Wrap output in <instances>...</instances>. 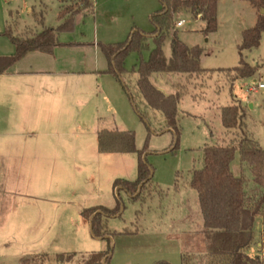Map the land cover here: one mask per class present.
Returning a JSON list of instances; mask_svg holds the SVG:
<instances>
[{"label": "rangeland", "instance_id": "1", "mask_svg": "<svg viewBox=\"0 0 264 264\" xmlns=\"http://www.w3.org/2000/svg\"><path fill=\"white\" fill-rule=\"evenodd\" d=\"M41 3L48 6L46 25L57 28L58 0H0V56L15 53V46L4 34L10 24V12L18 10L20 15L19 27H12L14 34L25 35L31 29L21 34L24 27L38 25L36 12ZM78 7L82 8V5ZM32 8L35 13L29 11ZM93 8L88 9V13ZM161 8L160 0H97L95 13L77 20L73 30L60 32L58 39L60 42H124L134 30L153 32L156 25L151 16ZM261 11L248 0H219L215 32L206 35L203 31L205 23L186 14L175 18L173 30L176 29L179 39L188 46L203 49L202 67L233 68L240 64L238 45L243 31L256 24ZM182 19L186 23L179 25ZM172 31L163 43L166 55L171 54ZM155 35L151 34L150 38ZM147 43L150 48L142 52L145 60L155 46L153 39H148ZM140 58L137 52L127 56L125 66L129 72ZM243 58L251 65L261 66L253 77L264 83V32L260 46L244 50ZM106 74L109 75H103L101 80L103 91L94 101L106 123L115 122L123 129L133 131L137 149L146 148V160L153 169L152 183L137 200L124 191H120L119 196L117 189L113 192V178H137L136 153H127L123 159L101 155L104 159L99 161L98 153L91 152L89 157L69 164L65 172L45 165L27 173L0 172V264H55L59 254L69 253L75 255L62 264H104L103 251L107 250L109 264H156L161 261L206 264L203 233L215 228L217 213L240 202L242 194L244 205L249 206L262 193L249 166L235 167V176L242 178V182L229 179V183H222L220 179L217 196L211 198L212 205H207L202 214L203 200L205 202L207 197L193 189L189 182L193 171L203 166L205 145H226L239 135L238 131H227L223 127L220 117L223 106L240 102L246 107V134L264 148V89L248 92V83L242 81L233 86L227 74L220 71L185 75L175 80L188 87V94L179 106L181 133L174 150L175 135L166 127L163 115L146 109L136 92L137 73L123 76L134 102L123 82L114 74ZM107 79L112 80L116 89L110 87ZM158 81L166 91L171 90L170 80L158 78ZM237 96L246 102L242 103ZM145 111L143 118L139 112ZM237 158L238 153L234 162ZM217 164L215 161L214 166ZM213 175L217 176V173L213 172ZM118 200L122 202L121 215L103 219L102 234L110 237L97 239L91 228L93 215L87 222L80 211L95 205L112 208ZM217 200H221L220 203ZM26 225L30 226L29 230L25 229ZM254 231L255 241L248 254L259 256L264 264L261 248L264 216L256 217Z\"/></svg>", "mask_w": 264, "mask_h": 264}, {"label": "trees", "instance_id": "2", "mask_svg": "<svg viewBox=\"0 0 264 264\" xmlns=\"http://www.w3.org/2000/svg\"><path fill=\"white\" fill-rule=\"evenodd\" d=\"M82 8L68 15L57 28L46 27L40 32L29 30L25 35L14 34L12 26L7 25L4 34L7 35L15 46V53L10 56H0V75L6 73L15 63L33 51L53 53L58 46L73 45L72 43H62L58 39V34L64 31H71L75 24V15L78 12L94 7L90 0H78ZM162 8L151 16V20L156 25V29L151 33H144L134 30L128 40L117 43H98L102 52L108 60L109 67L107 73L114 74L123 82V76L127 73H137L135 88L146 109L159 112L163 115L166 127L175 135L176 144L180 138L179 127V104L188 94L186 85H176V90L172 94H166L159 89L151 80L154 73H177L187 75V77L202 75L215 71L225 72L231 82L238 79L253 77L261 68L259 64L251 65L244 61L243 51L252 50L261 44L264 32V14H259L256 24L243 31L242 40L238 45L241 55L240 64L233 68L208 69L201 65L203 49L200 46L190 47L177 36L174 28V20L179 15L186 14L194 19H201L205 23L203 31L207 35L215 32L218 27V2L219 0H160ZM259 8H264V0H248ZM39 24L44 25L43 18L37 16ZM173 30V31H172ZM172 31L171 49L172 55L168 57L163 49V43L167 34ZM156 34L153 41L155 46L150 50L147 60L143 59L142 52L150 47L147 43L151 34ZM131 52L140 55L139 63L129 70L125 66V60ZM123 85L127 91L129 88ZM131 100L134 97L129 91ZM135 108L137 106L135 105ZM245 106L240 102L232 103L221 107L222 125L227 131H238L232 140L226 145L206 146V150L212 153L211 163L216 160L219 165L218 154H223L222 171L228 179L242 182V178L237 177L231 170V164L238 153L241 164H247L251 168L254 182L263 191L252 205H244V196L239 198L240 202L233 207L227 208L217 213L215 228L206 230L203 235L206 243V264H262L263 260L259 256L252 257L248 250L255 241L254 225L257 216H264V148L253 138L246 134L247 114ZM145 118V112H139ZM98 148L101 153H136L138 155V175L135 180L117 178L114 180V190L126 192L133 200L142 197L147 187L153 181L152 167L146 160V148L139 150L136 147L135 133L130 130H108L103 129L98 134ZM216 167V166H214ZM221 172V170H219ZM213 172H216L213 170ZM190 186L199 193L208 194L215 191L210 174L207 159L204 160L200 169H195L192 173ZM142 185L140 192L139 187ZM218 190L209 195L205 200V210L207 205H212L211 198L216 197ZM216 195V196H215ZM206 198V197H205ZM217 199V198H216ZM219 203L221 200H217ZM229 202V201H228ZM224 204L226 202L224 201ZM122 202L117 201L116 206L108 208L105 206H92L82 210L81 215L89 219L92 215V232L95 237L104 238L102 234L104 227L103 219L121 215ZM207 214V213H206ZM222 214V217L219 215ZM209 215V214H207ZM210 218V215H209ZM226 224L227 227H220ZM210 226V225H209ZM264 250V239L261 242ZM65 255L66 259H65ZM60 254L55 264H62L70 261L75 253ZM105 263L109 264V250L105 251ZM185 261V258L183 257ZM156 264H170L167 261Z\"/></svg>", "mask_w": 264, "mask_h": 264}, {"label": "crops", "instance_id": "3", "mask_svg": "<svg viewBox=\"0 0 264 264\" xmlns=\"http://www.w3.org/2000/svg\"><path fill=\"white\" fill-rule=\"evenodd\" d=\"M78 2V0H58V26L68 15L79 9L78 5L81 4ZM95 6L96 2L93 11L89 13H95ZM47 9L48 6L45 3L39 5L37 12L34 8L30 9V12H36L37 16L43 18L44 25L38 23L34 28L26 26L21 34L26 29L37 33L42 31L44 26L52 27L45 23ZM89 13L88 9L78 12L75 15V22ZM8 22L16 29L19 27L18 10L10 12ZM150 37L149 39H152ZM62 43L73 45L58 46L51 54L40 51L30 52L6 73L0 75V172L27 173L43 165L65 172L69 164L73 165L80 158L89 157L91 152L98 153L99 161L104 159L100 158L101 155L102 157L107 155L109 159L118 157L123 159L127 154L101 153L98 148V134L101 130L125 131L115 122L106 123L103 113L94 101L103 91L101 90L103 75H109L106 74L109 67L108 60L99 47V42L62 41ZM171 55L172 49L171 54L167 56ZM184 76L177 73H154L151 80L163 92L172 94L176 90V85L180 83L175 80ZM158 78L170 80L171 90L166 91L159 84ZM107 81L112 89H116L112 80L107 79ZM239 81L248 83V86L260 80L249 77L238 79L231 84L234 86ZM224 83L229 86L227 81ZM238 99L242 103L246 102L239 97ZM206 146L203 148L204 160L208 161L212 186L217 191L220 179L222 183H229L228 177L222 171L223 154L217 155L219 165L214 167L216 160L211 163L212 153L205 149ZM235 167L246 168L248 165L241 164L238 155L237 160L231 164L234 175H236ZM213 170L216 171L217 176L213 175ZM250 173L252 175L251 168ZM115 179L112 180L114 193ZM215 191L203 194V196L209 197ZM49 200L46 199V201ZM201 211L205 214L204 200ZM86 221L90 222L87 219ZM29 228L30 226H25L26 230ZM94 256L101 255L94 254Z\"/></svg>", "mask_w": 264, "mask_h": 264}, {"label": "built area", "instance_id": "4", "mask_svg": "<svg viewBox=\"0 0 264 264\" xmlns=\"http://www.w3.org/2000/svg\"><path fill=\"white\" fill-rule=\"evenodd\" d=\"M90 1L95 4V2L97 0H90ZM185 23H186V20L185 19H182L179 22V25H184ZM259 89H264V83L261 82V81H254L251 84H249V86H248V91L249 92L258 91Z\"/></svg>", "mask_w": 264, "mask_h": 264}, {"label": "water", "instance_id": "5", "mask_svg": "<svg viewBox=\"0 0 264 264\" xmlns=\"http://www.w3.org/2000/svg\"><path fill=\"white\" fill-rule=\"evenodd\" d=\"M261 13L264 14V9H262ZM152 175H153V171H152ZM141 188H142V185H140L138 193L140 192ZM91 228H92V223H91ZM106 237L109 238L110 236H106ZM104 264L106 263L104 262Z\"/></svg>", "mask_w": 264, "mask_h": 264}]
</instances>
